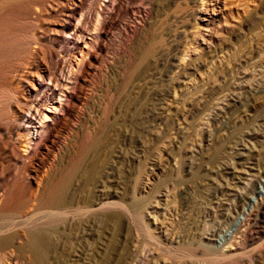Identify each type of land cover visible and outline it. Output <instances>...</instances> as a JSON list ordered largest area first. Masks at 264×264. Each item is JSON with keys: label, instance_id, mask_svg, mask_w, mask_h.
Segmentation results:
<instances>
[{"label": "rangeland", "instance_id": "1", "mask_svg": "<svg viewBox=\"0 0 264 264\" xmlns=\"http://www.w3.org/2000/svg\"><path fill=\"white\" fill-rule=\"evenodd\" d=\"M213 1L0 0V264H264V0Z\"/></svg>", "mask_w": 264, "mask_h": 264}, {"label": "bare ground", "instance_id": "2", "mask_svg": "<svg viewBox=\"0 0 264 264\" xmlns=\"http://www.w3.org/2000/svg\"><path fill=\"white\" fill-rule=\"evenodd\" d=\"M106 1V0H105ZM214 3H212L211 2V4H213L212 6V12L213 13H215L216 11H217V9L216 8H221V7H224L225 5H226V0H215V1H213ZM207 11V10H206ZM86 36V35H85ZM79 37V36H78ZM85 38L86 37H83L82 38V43L84 44V46L82 47V49L80 50V54L82 55V53H83V49H87V42L85 41ZM80 39H81V37H80ZM80 39H78V40H80ZM54 85V84H53ZM61 86H62V84H61ZM64 86H66V88H67V85H66V83H65V85ZM55 88V87H54ZM65 88V89H66ZM54 101H53V103H52V105L50 106V109L48 110L49 111V113L50 114H52V115H47L46 113H44V114H40V120H38L37 122H34V123H31L32 125H29L28 127L29 128H31L32 129V131H33V133H34V135L36 134V135H38L39 133H40V131L42 130V128L44 127V124L46 123V122H48L51 118V116H54L56 113H57V111L59 110V109H61V107H62V100H61V96H58V98L57 99H53ZM38 115V114H37ZM33 120H34V118H33ZM27 127V128H28ZM28 132V131H27ZM67 203V202H66ZM94 210V209H93ZM36 238H38V237H34V239H36ZM36 241V240H35Z\"/></svg>", "mask_w": 264, "mask_h": 264}]
</instances>
